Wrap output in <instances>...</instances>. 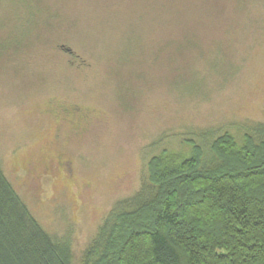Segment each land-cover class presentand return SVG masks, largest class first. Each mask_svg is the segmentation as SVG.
I'll use <instances>...</instances> for the list:
<instances>
[{"label":"rangeland","instance_id":"374dc122","mask_svg":"<svg viewBox=\"0 0 264 264\" xmlns=\"http://www.w3.org/2000/svg\"><path fill=\"white\" fill-rule=\"evenodd\" d=\"M224 133L264 142V0H0V168L71 264Z\"/></svg>","mask_w":264,"mask_h":264},{"label":"trees","instance_id":"16d2710c","mask_svg":"<svg viewBox=\"0 0 264 264\" xmlns=\"http://www.w3.org/2000/svg\"><path fill=\"white\" fill-rule=\"evenodd\" d=\"M211 150L209 169L195 145L151 158L150 192L116 215L93 264H264V142L224 133ZM71 262L0 168V264Z\"/></svg>","mask_w":264,"mask_h":264}]
</instances>
